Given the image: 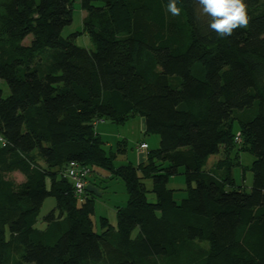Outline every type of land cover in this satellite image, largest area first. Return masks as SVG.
<instances>
[{
    "label": "trees",
    "instance_id": "obj_1",
    "mask_svg": "<svg viewBox=\"0 0 264 264\" xmlns=\"http://www.w3.org/2000/svg\"><path fill=\"white\" fill-rule=\"evenodd\" d=\"M167 3L79 0L81 32L62 38L74 0H0L9 90H0V264H106V245L119 250L114 264H264V0H243L248 23L227 37L209 28L198 0H177L175 16ZM81 34L93 49L75 44ZM135 117L159 148L138 167L115 169L95 125ZM240 143L255 157L249 192L227 168L221 178L203 169ZM70 162L122 179L116 229L103 220L102 233L92 230V193L86 185L79 200L62 177ZM180 167L187 196L177 203L167 183ZM12 171L24 181L5 180ZM49 197L56 208L39 230Z\"/></svg>",
    "mask_w": 264,
    "mask_h": 264
},
{
    "label": "rangeland",
    "instance_id": "obj_2",
    "mask_svg": "<svg viewBox=\"0 0 264 264\" xmlns=\"http://www.w3.org/2000/svg\"><path fill=\"white\" fill-rule=\"evenodd\" d=\"M35 1L38 3V0ZM78 3L79 0H74L72 23L62 31V38H67L74 32H81V22L85 13L80 10ZM199 10L202 11L200 5ZM30 41L31 36H28L24 40V44L27 45ZM75 44L84 49H93V45L86 34L78 35L75 39ZM164 80V85L172 88L178 87L180 83V79L177 77H164ZM0 90L4 97L9 94L8 87L2 80H0ZM141 119L140 117H135L121 125L110 122H102L95 125V131L103 143L104 151L107 155L113 156L112 162L115 169L127 166L138 167L147 162V153L153 152L159 148V137L156 135L144 134L142 131ZM239 130L240 126L238 122L233 121L232 134H235ZM141 143H145L147 149L139 150L138 147ZM227 153L228 151L226 148H223L219 154L210 156L203 169L221 178V176L225 175L227 168L234 186L241 188L245 192H249L252 186L253 165L255 162L251 146H243L241 143L234 144L228 155ZM226 158L227 160H225ZM222 164L224 165L222 169L217 170L216 168L220 167ZM137 175L142 177L140 173H137ZM4 178L15 184L24 181L23 175L18 171L6 173ZM89 179L94 185L91 194L94 199L92 211L89 215L92 230L95 233H102L101 221L103 220L106 221L112 229H116V211L119 208H124L127 201L124 182L120 177L112 175L110 172L101 168H93ZM142 182L147 191L148 202H154L155 198L152 193L151 180L145 178ZM167 188L173 190V199L177 203L187 196V184L183 167L178 168L177 173L169 178ZM55 208L56 201L54 198L49 197L43 202L35 225L37 229H45L46 225L43 222V218L49 212L55 210ZM103 254L106 264H114L120 258L119 250L109 245L104 247ZM12 255L15 257V252L12 253Z\"/></svg>",
    "mask_w": 264,
    "mask_h": 264
},
{
    "label": "clouds",
    "instance_id": "obj_3",
    "mask_svg": "<svg viewBox=\"0 0 264 264\" xmlns=\"http://www.w3.org/2000/svg\"><path fill=\"white\" fill-rule=\"evenodd\" d=\"M202 12L208 14L209 28L219 37L232 35L233 30L248 23L243 0H198ZM167 11L178 15L181 9L177 7V0H168Z\"/></svg>",
    "mask_w": 264,
    "mask_h": 264
},
{
    "label": "built area",
    "instance_id": "obj_4",
    "mask_svg": "<svg viewBox=\"0 0 264 264\" xmlns=\"http://www.w3.org/2000/svg\"><path fill=\"white\" fill-rule=\"evenodd\" d=\"M235 142H240V134H236L234 138ZM139 149L145 150L146 144H140ZM90 176V170L76 162H70L62 172V177L69 180L75 191L76 197L81 200L84 188L87 185L88 178Z\"/></svg>",
    "mask_w": 264,
    "mask_h": 264
},
{
    "label": "crops",
    "instance_id": "obj_5",
    "mask_svg": "<svg viewBox=\"0 0 264 264\" xmlns=\"http://www.w3.org/2000/svg\"><path fill=\"white\" fill-rule=\"evenodd\" d=\"M103 121H101V122H98V123H96V124H99V123H102ZM98 126V125H97ZM141 126H142V131H144V121H143V119H141ZM90 180V179H89ZM93 183L92 182H87V189L92 193V189H93Z\"/></svg>",
    "mask_w": 264,
    "mask_h": 264
}]
</instances>
